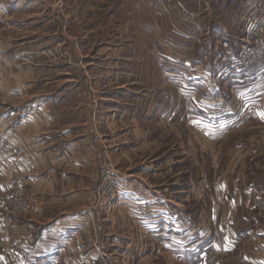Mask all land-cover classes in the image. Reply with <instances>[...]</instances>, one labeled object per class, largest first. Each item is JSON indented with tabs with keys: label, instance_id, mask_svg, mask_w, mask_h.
<instances>
[{
	"label": "rangeland",
	"instance_id": "374dc122",
	"mask_svg": "<svg viewBox=\"0 0 264 264\" xmlns=\"http://www.w3.org/2000/svg\"><path fill=\"white\" fill-rule=\"evenodd\" d=\"M263 2L0 0V110L13 116V112L22 109L13 116L19 124L23 119L24 123L26 114L32 118L42 104L54 129L56 125L65 130L77 125L81 135L87 138L93 153L90 190L79 205H50L46 212L54 217L63 211L80 213L81 228L91 236L86 243L95 250V264H168L167 257L149 252L146 239L142 253L122 252L126 247L123 243H117L118 248L110 246L108 235L113 221L112 233L133 229L126 219L122 220L129 215L124 204L114 205L111 200L124 187V179L118 171L120 162L105 138V103H125L129 115H135L139 109L146 116L153 104L170 101L168 88L172 83L166 74L170 70L183 72L186 65L194 70L201 66L210 68L217 64L214 62L217 58L225 67L229 65L225 59L228 56L234 65L248 25L264 20V9L254 11L253 7ZM262 59L264 55L252 65ZM258 77L263 79L264 73ZM174 81L180 87L184 85L183 80ZM259 83L264 85V80ZM246 128L241 132L248 133L247 137L236 134L238 138L228 143L241 144L240 154L236 151L237 157L228 158L233 167L241 166L248 176V187L242 191L241 217L251 222L247 225L264 233V127L249 124ZM145 130H149L148 134H162L156 121L148 120ZM222 143L206 141L199 145L192 140L196 149L203 148L214 156ZM175 144L167 143L158 154L167 158L174 146L175 157L180 159V147ZM147 158L148 155L138 157L132 165ZM192 164L195 165L194 160ZM107 167L118 188L110 197H100L97 188L101 172ZM18 181L16 187L0 189V230L6 237L5 241L0 240L3 248L28 241V187H24L28 183ZM120 215V225L116 226ZM122 235L130 241L126 233ZM259 238L258 247L264 244V237ZM131 239V247L136 244V248L142 242L135 235ZM242 256L235 254L233 263L248 264ZM20 257L18 262H23L24 257ZM228 257L209 252L202 261L199 259V264H223ZM260 257L250 264H264V254ZM194 258L193 261L198 257Z\"/></svg>",
	"mask_w": 264,
	"mask_h": 264
},
{
	"label": "crops",
	"instance_id": "0c3cea01",
	"mask_svg": "<svg viewBox=\"0 0 264 264\" xmlns=\"http://www.w3.org/2000/svg\"><path fill=\"white\" fill-rule=\"evenodd\" d=\"M263 6L264 2L253 6L254 11ZM231 58H225L229 62L225 67L217 58L210 68L194 70L186 65L183 72L170 70L166 73L172 83L170 101L153 104L146 116L139 109L129 115L125 103H105V138L124 179V187L111 200L124 204L129 215L122 220L133 229L112 233L113 221L108 235L112 248L123 243L122 252L142 253L146 239L149 252L167 257L168 264H199L209 252L229 256L223 264H234L235 254L243 255L248 264L262 258L264 244L257 243L264 233L241 217L247 173L241 166L233 167L228 158L236 151L240 154L241 144L228 143L239 134L247 137L241 131L249 124L264 127L258 115L264 113V85L259 83L264 78L258 77L264 73V60L240 67ZM255 78L259 82H252ZM174 80H183L184 85ZM35 110L32 118L26 114L19 124L13 118L22 109L13 112L14 117L0 110V189L16 187L19 179L28 183L24 187L29 206L28 241L0 247V264H95V250L86 243L90 235L81 228L80 213L63 211L54 217L46 212L50 205L73 207L85 198L92 186L91 145L77 125L54 129L45 105ZM148 120L156 121L162 134H148ZM192 140L224 143L214 156L201 146L202 150L196 149ZM167 143L179 145L180 159L174 146L169 157L158 154ZM117 218L116 226L122 216ZM125 233L130 241L123 238ZM133 235L142 239L136 248L130 244ZM5 239L2 234L1 240ZM20 256L24 263L18 262Z\"/></svg>",
	"mask_w": 264,
	"mask_h": 264
},
{
	"label": "built area",
	"instance_id": "2783aa9c",
	"mask_svg": "<svg viewBox=\"0 0 264 264\" xmlns=\"http://www.w3.org/2000/svg\"><path fill=\"white\" fill-rule=\"evenodd\" d=\"M262 55H264V20L254 21L248 25L245 40L233 61L238 66H250ZM117 188L118 183L111 173L110 167L104 168L101 172L97 194L100 197H110ZM1 237L0 230V240Z\"/></svg>",
	"mask_w": 264,
	"mask_h": 264
},
{
	"label": "snow or ice",
	"instance_id": "6c2138e0",
	"mask_svg": "<svg viewBox=\"0 0 264 264\" xmlns=\"http://www.w3.org/2000/svg\"><path fill=\"white\" fill-rule=\"evenodd\" d=\"M258 115H259L262 119H264V113H258Z\"/></svg>",
	"mask_w": 264,
	"mask_h": 264
}]
</instances>
